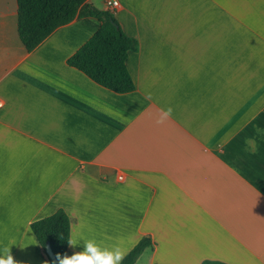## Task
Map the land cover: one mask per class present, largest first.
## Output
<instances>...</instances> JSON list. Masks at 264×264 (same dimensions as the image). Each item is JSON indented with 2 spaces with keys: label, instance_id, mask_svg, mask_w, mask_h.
Here are the masks:
<instances>
[{
  "label": "crops",
  "instance_id": "1",
  "mask_svg": "<svg viewBox=\"0 0 264 264\" xmlns=\"http://www.w3.org/2000/svg\"><path fill=\"white\" fill-rule=\"evenodd\" d=\"M114 1L125 94L67 64L99 21L28 52L0 0V254L50 264L30 225L62 210L69 256L149 238L135 264H264V0Z\"/></svg>",
  "mask_w": 264,
  "mask_h": 264
},
{
  "label": "trees",
  "instance_id": "2",
  "mask_svg": "<svg viewBox=\"0 0 264 264\" xmlns=\"http://www.w3.org/2000/svg\"><path fill=\"white\" fill-rule=\"evenodd\" d=\"M85 2L86 0H16L17 33L21 43L26 51L31 52L57 28L76 17L95 18L100 22L99 29L68 58L67 64L114 93L132 92L134 84L126 67V59L129 52L137 51V42L123 33L112 12L91 8ZM30 231L45 256L47 243L55 258L57 254L66 255L70 220L62 210L31 223ZM151 246L149 238H142L124 256L121 264H135L138 257ZM48 261L52 264L49 259ZM202 264L222 263L204 261Z\"/></svg>",
  "mask_w": 264,
  "mask_h": 264
},
{
  "label": "clouds",
  "instance_id": "3",
  "mask_svg": "<svg viewBox=\"0 0 264 264\" xmlns=\"http://www.w3.org/2000/svg\"><path fill=\"white\" fill-rule=\"evenodd\" d=\"M67 244L77 246L79 241L72 238ZM124 255L119 248H101L95 241L89 240L83 244L81 251L73 252L70 256L57 254L55 264H121ZM0 264H16L9 249L0 254Z\"/></svg>",
  "mask_w": 264,
  "mask_h": 264
},
{
  "label": "built area",
  "instance_id": "4",
  "mask_svg": "<svg viewBox=\"0 0 264 264\" xmlns=\"http://www.w3.org/2000/svg\"><path fill=\"white\" fill-rule=\"evenodd\" d=\"M105 5L107 7V9L110 11V12H113L116 8H118L119 4L117 1H114V0H106L105 1ZM3 101L0 99V110L3 108ZM119 180H122V177H119L118 178Z\"/></svg>",
  "mask_w": 264,
  "mask_h": 264
},
{
  "label": "water",
  "instance_id": "5",
  "mask_svg": "<svg viewBox=\"0 0 264 264\" xmlns=\"http://www.w3.org/2000/svg\"><path fill=\"white\" fill-rule=\"evenodd\" d=\"M45 254L52 264H55V256L52 252L50 245L47 243L45 247Z\"/></svg>",
  "mask_w": 264,
  "mask_h": 264
}]
</instances>
